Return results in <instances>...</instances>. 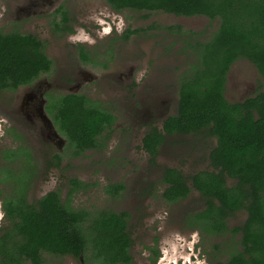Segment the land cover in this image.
Listing matches in <instances>:
<instances>
[{"label": "rangeland", "instance_id": "1", "mask_svg": "<svg viewBox=\"0 0 264 264\" xmlns=\"http://www.w3.org/2000/svg\"><path fill=\"white\" fill-rule=\"evenodd\" d=\"M62 5L68 11L73 32L55 29L54 13ZM145 15L146 12L131 10L116 12L104 0H0V30L37 35L54 63L53 70L32 85L16 92H0V121H4L0 126V170L4 163L2 152L23 142L31 149L36 168L28 190L30 202L36 203L52 190H60L67 202L69 180L79 178L89 187L71 197L70 206L74 209L93 213L129 211V228L135 239L133 264H152L158 250L162 253L156 264H176L179 259L185 264L193 253L195 261L188 264L224 261L228 253L213 247L227 242L231 234L224 239L208 238L185 228L181 218L187 212L200 211L204 201L194 191L178 205H165L159 197V191L163 192L160 169L150 164L142 149L149 125L162 127L164 120L177 112L180 79L196 59L183 48L185 40L191 37L208 41L220 20L163 12ZM175 25L198 35H182L176 29L168 32L162 28ZM136 29L141 31L122 38L127 30ZM79 44L97 58L94 65L80 60ZM259 89H264V78L256 66L247 59L236 61L227 76L226 98L230 102L243 101ZM48 90L88 95L116 115L103 148L89 150L80 157L71 153L68 157L66 138L56 126L55 130L51 116L43 112L51 124L43 115L40 117L44 99L41 93ZM216 143L217 139L206 131L169 137L161 150L160 166L178 167L187 176L210 169L208 156ZM58 153L65 155L64 161L59 167L48 168L47 162ZM116 182L124 183L125 190L114 198L106 188ZM9 189L7 182L0 181V228L4 225L1 197ZM246 218L245 211L236 213L229 220V227L241 226ZM91 255L89 251L88 256ZM45 264L84 262L45 254Z\"/></svg>", "mask_w": 264, "mask_h": 264}, {"label": "trees", "instance_id": "2", "mask_svg": "<svg viewBox=\"0 0 264 264\" xmlns=\"http://www.w3.org/2000/svg\"><path fill=\"white\" fill-rule=\"evenodd\" d=\"M104 1L116 12H146L144 17L163 12L220 20L208 41L191 37L185 40L196 59L180 79L177 114L164 121L163 130L151 127L143 144L154 162L153 156L158 154L166 135L197 134L204 130L214 135L217 145L210 153L212 171L191 177L193 187L205 197L206 208L188 218V225L202 235L224 239L231 234L227 242L213 247L228 253V258L211 264H264V89L239 102L225 97L227 75L240 59L252 62L264 78V0ZM53 18L57 31H74L65 6H60ZM162 28L168 32L176 29L182 35H198L184 32L179 25ZM140 31L127 30L122 38ZM78 47L80 60L95 64L97 58L91 56L92 52L81 44ZM53 67L45 43L37 35L0 30V92H14L31 85ZM47 98L46 111L66 138L68 155L80 156L105 146L116 118L104 103L77 93L49 92ZM4 155L3 181L10 189L3 204L8 223L1 229L0 264H44L45 254L79 257L90 249L109 252L101 264L130 261L126 213L74 209L70 206L71 197L84 186L75 179L70 182L67 202L61 200L59 191H54L37 204L30 203L28 190L34 168L30 149L22 145L6 150ZM62 157L60 153L56 155L58 165ZM165 180L169 185L165 193L168 200L190 194L191 187L183 172L168 168ZM123 188V183L109 185L106 192L118 194ZM240 211L247 213L245 222L230 229L229 218ZM87 222L90 224L86 225ZM95 256L89 259L94 260Z\"/></svg>", "mask_w": 264, "mask_h": 264}, {"label": "flooded vegetation", "instance_id": "3", "mask_svg": "<svg viewBox=\"0 0 264 264\" xmlns=\"http://www.w3.org/2000/svg\"><path fill=\"white\" fill-rule=\"evenodd\" d=\"M184 49H186V51H191L190 49H187V44H186V46L185 47H183ZM191 53H192V51H191ZM92 57H94L93 56V54L91 55ZM85 64H93L94 65V63H85ZM53 70V69H52ZM46 75V74H45ZM228 76V75H227ZM42 77V76H41ZM38 80V79H37ZM36 80V81H37ZM35 81V82H36ZM33 84V83H32ZM31 84V85H32ZM226 85H227V83H226ZM27 86H30V85H27ZM22 87H24V86H22ZM19 88H21V87H19ZM18 88V89H19ZM17 89V90H18ZM16 90V91H17ZM179 90V89H178ZM16 91H14V92H16ZM9 92V91H8ZM57 93L56 91H54V90H48V91H46V93H41V97H43L44 99H43V101L41 100V109H40V117H42V115H43V118H45L46 120H47V122H49L48 124H51V122H50V120H48L46 117H45V115L43 114V112L45 111L46 112V114L48 115V113H47V111H46V106H47V103H48V98H47V96H48V93ZM226 92V91H225ZM57 94H67V93H57ZM77 94H80V93H77ZM85 95V94H84ZM255 95V94H254ZM253 95V96H254ZM86 96H88V95H86ZM89 97V96H88ZM225 97H226V95H225ZM90 98V97H89ZM178 99H179V96H178ZM93 100V99H92ZM228 100V99H227ZM104 106H105V104H104ZM177 110H178V104H177ZM113 113V112H112ZM177 114V112L175 113V114H173V115H176ZM170 116H172V115H170ZM170 116H168V117H170ZM167 117V118H168ZM115 118H116V120H117V117H116V115H115ZM166 118V119H167ZM52 119V118H51ZM165 119V120H166ZM43 120V119H42ZM116 120H115V122H116ZM164 120V121H165ZM2 123H4V121H0V126L2 125ZM164 123V122H163ZM115 124V123H114ZM52 126V125H51ZM54 126V128H55V125H53ZM114 126V125H113ZM153 126H155V127H158L160 130H163V124H162V127H160V126H158L157 124H155V123H152L151 125H149V127L147 128V130H146V132H145V135H146V133L150 130V128L151 127H153ZM1 130V129H0ZM55 130H56V128H55ZM204 131H206V132H208L209 133V131H207V130H204ZM193 134V133H192ZM192 134H179V133H175V134H173V135H166V141L164 142V144L161 146V147H159V150H158V154L156 155V156H153V157H155L154 158V162L152 161V154L151 153H149L145 148H144V144H143V139H142V149L145 151V153L148 155V157H149V162H150V164L152 165V166H154L156 169H160V173H161V175H162V177H161V179H160V183L162 184V187H163V192L161 193V191H159L160 192V194H159V197L160 198H162V200H163V202H164V204L165 205H169V206H175V205H178V204H180L181 202H183V201H185V200H187L190 196H191V194L195 191V192H197L198 194H199V196L202 198V200L204 201V207L200 210V211H202V210H204L205 208H206V200H205V197L204 196H202L201 195V193L198 191V190H196L194 187H193V181L191 180V177L192 176H196V175H198L199 173H201V172H204V171H212V166H211V162H210V154H209V156H208V165H209V167H210V169L209 168H204V169H202V170H200V171H198V172H196V173H193L192 175H190V176H187L186 174H185V172L182 170V169H180V168H178V167H172V166H169V165H163V166H160V163H159V158H160V156H161V150H162V148H163V146L167 143V141H168V138L169 137H172V136H175V135H182V136H187V135H192ZM210 134V133H209ZM145 135H144V137H145ZM211 136H213V137H215L214 135H212V134H210ZM105 137V136H104ZM143 137V138H144ZM216 138V137H215ZM217 139V138H216ZM23 143V142H22ZM20 144V145H18L17 146V148L18 147H20V146H22L23 144ZM216 145H217V143H216ZM17 148H10V149H17ZM30 149V148H29ZM101 149V148H100ZM91 150H96V149H91ZM213 150V149H212ZM30 151H31V149H30ZM89 151V150H88ZM85 152H87V151H85ZM84 152V153H85ZM212 152V151H211ZM210 152V153H211ZM4 153H5V151H3L2 152V160L4 161V163H3V166H2V168H1V170H0V172L1 173H3V170H4V167L6 166V161H5V155H4ZM83 153V154H84ZM31 154H32V151H31ZM59 154V153H58ZM61 154V153H60ZM82 154V155H83ZM56 155L57 154H55L54 156H53V158L51 159V160H49L48 162H47V167L48 168H51V167H53V166H55V167H59L60 165H58L57 164V160H56ZM82 155H80V156H82ZM80 156H76V157H80ZM32 157H33V154H32ZM68 157H69V155H68ZM64 159H65V155H63V157H62V159H61V163L64 161ZM18 161H19V159L18 160H15V163H14V165H16L17 163H18ZM33 163H34V168H33V173H32V180H31V182H30V184L32 183V181H33V179H34V174H35V172H36V168H35V162H34V160H33ZM60 163V164H61ZM160 166V167H159ZM168 168H173V169H177L178 171H180V172H183L184 173V175L186 176V178H188V181H187V184H188V186H190L191 187V191H190V194L186 197V198H181V199H178V200H168L167 199V197H166V195H165V193H166V190H167V188L169 187V185L167 184V182H166V180H165V175H166V171H167V169ZM20 172V169H19V171L18 172H16V173H19ZM5 179V174L3 173V176H2V178H0V181L1 182H4L3 180ZM77 180V181H80V182H82L83 183V185L84 186H82V187H79V190L78 191H81V190H85V189H87V187H89V185L86 183V182H84V181H82V180H80L79 178H71L70 180H69V191H68V195H69V192H70V189H71V180ZM230 182H232V180H229V184H231ZM117 184L118 183H121V182H116ZM115 183V184H116ZM4 184H6V182H4ZM124 184V183H123ZM16 185V184H15ZM112 185H114V184H112ZM30 187V186H29ZM125 190V184H124V188L117 194V192H115V193H113V194H110V196H112V197H114V198H116V197H119L122 193H123V191ZM54 191H59V195H60V198H61V200L63 201V202H66V201H64L63 199H62V193H61V191L60 190H52V191H50V192H54ZM78 191L77 192H75L74 193V195L76 194V193H78ZM50 192H48V193H50ZM47 193V194H48ZM46 194V195H47ZM45 196V195H44ZM43 196V197H44ZM155 197H156V195H154ZM5 197H6V195L4 196H2L1 197V200H2V207H3V210H4V206H3V204H4V201H5ZM29 199V198H28ZM41 199V198H40ZM30 203H32V202H30ZM38 203V201L36 202V203H34V204H37ZM99 211H102V210H97L96 212H99ZM105 211H113V210H105ZM200 211H194V212H187L182 218H181V222L184 224V226H185V228H187V229H190V231H193V232H198L200 235H201V237L202 236H206V237H208V238H222L223 239V237H220V236H214V235H202L201 234V232L197 229V228H192V227H189V225H188V218H190L193 214H195V213H198V212H200ZM114 212H116V213H126L127 215H128V217L126 218V232L128 233V235H129V238H130V240H131V243H130V245L128 246V248H127V252H128V254L130 255V257H131V259H130V261L129 262H127V263H123V262H116L115 264H133L134 263V255H133V248H134V245H135V239H133V235H132V232H131V229L129 228V221H130V218H131V215H130V213H129V211H114ZM234 217V216H233ZM4 225H3V227L5 226V224H7L8 223V221L6 220V212L4 211ZM232 217H230L229 218V220L231 219ZM87 224H90V222H87L86 223V225ZM3 227H1L0 228V232H1V229L3 228ZM228 227H229V222H228ZM230 229H232V228H234V227H229ZM2 232H1V235H0V237L2 236ZM96 234H98L97 232H96ZM95 234V235H96ZM198 242L197 243H194V249H193V251H195L196 250V247L198 246ZM150 249V248H149ZM190 252L192 251L191 250V248L189 247V249H188ZM89 251H91V253H92V255L93 254H95L96 256H95V259L94 260H91V259H89L90 257L88 256V254H89ZM107 250L106 249H104V251H102V249H98V250H96V251H93V250H88L87 251V253L85 254V255H80L79 257H75V256H73V255H64V256H61V255H59V256H61V257H73V258H76V259H80L82 262H84V264H101V262H102V260H103V258L104 257H106V255L109 253H107L106 252ZM150 252H151V250H149ZM106 253V254H105ZM156 253V255H154V259H153V262H152V264H156L157 263V261H158V259L161 257V253H160V250H158V251H156L155 252ZM55 256V255H54ZM195 254L193 253V255H191V256H189V259L187 260V262L185 263V264H188V261L189 262H193V261H195ZM199 259H201V258H199ZM178 263H176V264H181V262H182V260L181 259H179L178 261H177ZM175 262H173L172 264H174ZM45 264V263H44ZM191 264V263H190ZM193 264H196V263H193Z\"/></svg>", "mask_w": 264, "mask_h": 264}]
</instances>
